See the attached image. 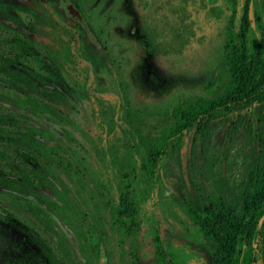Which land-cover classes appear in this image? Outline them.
I'll list each match as a JSON object with an SVG mask.
<instances>
[{"label": "rangeland", "instance_id": "1", "mask_svg": "<svg viewBox=\"0 0 264 264\" xmlns=\"http://www.w3.org/2000/svg\"><path fill=\"white\" fill-rule=\"evenodd\" d=\"M42 1L51 2L52 8L61 13V0ZM79 2L89 31L97 37L103 60L92 67L78 63L72 68L69 64L60 74L61 82L44 86L49 90L58 89L67 100L65 106L45 93L43 97L39 95L40 90L33 84L15 81L6 84L2 79L0 110L5 109L3 105L11 109L18 101L27 100L29 108L23 114L33 116L38 101L46 102L55 113L46 106L47 113H41L34 128L41 129L44 123L49 131L61 129L56 136L63 139L64 133L100 161L98 153L107 130L106 115L120 114L142 136L151 137L171 123L172 113L182 102L210 99L222 90L223 47L232 0H204L202 9L191 12L187 33L166 51L147 47L139 29L142 8L136 0ZM214 7L218 11L209 10ZM11 16L27 26L38 23L36 18L19 12L12 11ZM248 17L255 35H264V0H252ZM9 24L7 21L6 26ZM82 36L85 38L84 33ZM5 45L0 44L3 52L7 49ZM19 53L12 60L36 72L37 64ZM8 60L3 56V62ZM80 70H85L84 74ZM60 107L68 110L69 120L64 112H56ZM227 126L226 122L214 125L201 141L189 131L181 149L163 165L161 192L147 194L137 178L122 190V194L133 196L135 227L131 232L112 221L105 205L119 196L112 179L109 181V175L102 171L92 170L91 165L79 167L74 160L53 156L40 166L39 172L28 169L26 174L31 175L27 182L37 194L54 200L59 206L62 204L64 215L69 219L59 227L75 224L79 234L89 226L98 229L91 230L94 240L97 236L101 240L97 256L89 259L83 250L81 255L77 254V264H151L155 260L153 236L162 225L161 245L169 244L172 249L181 250L192 247L193 256L187 264H208L197 252L198 237L190 225L182 216V222L172 219L171 212L179 208L215 210L220 206L239 211L245 197L254 191L253 171L264 164V122L255 124L253 130L240 127L230 135L226 133ZM130 161L126 156L125 162ZM0 170L8 172L1 163ZM138 190L146 195L142 201ZM23 192L22 187L0 186V214L4 220L1 225L6 245L27 242L31 248L39 246L48 254L47 264H73L69 259L55 260V256L49 255L52 237L41 231L43 216L35 209L40 206L46 211V205L34 199L32 205L28 204ZM91 198L98 205L94 207ZM94 209L99 210L97 214ZM72 246L74 252L78 251L77 244L73 242ZM6 247L1 249L0 264L10 256Z\"/></svg>", "mask_w": 264, "mask_h": 264}, {"label": "trees", "instance_id": "2", "mask_svg": "<svg viewBox=\"0 0 264 264\" xmlns=\"http://www.w3.org/2000/svg\"><path fill=\"white\" fill-rule=\"evenodd\" d=\"M136 1L142 8L141 31L147 47L162 51H166L175 41L180 42L189 29L191 12L196 13L204 5V0ZM232 2L223 47L222 90L210 99L182 102L172 113L171 123L151 137L142 136L122 115H108L107 131L103 145L99 148L98 161V158L86 153L81 144H77L78 150L73 153L69 144L73 139L64 133L62 139V136H56L57 133H50L44 128L42 131L29 129L24 134L11 132L7 122L9 117L0 114V163L8 169L7 173L0 170V186L24 188L25 200L30 205L34 200L44 201L46 211H42L40 206H35V209L44 216L40 228L43 227L52 237L49 255L54 256L55 252L68 253L64 237L53 230V219L62 214L52 200L37 194L28 185L27 180L31 175L26 174L28 169L39 172L40 166L47 163L50 157L64 156L74 160L79 167H91L94 171L109 175V181L112 179L119 196L117 200L105 202V205L112 221L126 232H131L135 227L133 196L122 194V190L137 178L147 194L161 192L163 165L181 149L189 131L201 141L211 127L223 122L228 124V135L240 127L242 130H253L255 124L264 122V35L256 36L250 28L248 10L252 0ZM209 10L218 11L215 7ZM35 86L41 94H48L53 100L58 99L61 105L67 103L59 92ZM17 123L12 122L10 125L17 128ZM126 156L131 158L129 164L125 162ZM253 182L254 191L245 197L242 217H234L220 206L218 214L179 208L171 212L172 219L182 222V217L185 218L197 237L204 233L216 253L222 249L228 255V264H264V164L255 167ZM138 192L141 193V190ZM140 195L142 201L146 195ZM91 201L94 207L98 205L95 198H91ZM94 210L95 214L99 211ZM85 214L83 211L82 215ZM0 221H4L1 214ZM91 227L92 230L97 229ZM153 242L155 260L151 264H186L187 257H191V254L186 256L181 249H172L169 244L161 245L158 233H154ZM96 243L95 240L93 243L88 242L93 254H96ZM10 246L13 251H18L19 256L13 257L8 264H43L41 255L46 259L48 256L39 246L31 248L27 242L11 243ZM187 249L190 251L192 247Z\"/></svg>", "mask_w": 264, "mask_h": 264}, {"label": "flooded vegetation", "instance_id": "3", "mask_svg": "<svg viewBox=\"0 0 264 264\" xmlns=\"http://www.w3.org/2000/svg\"><path fill=\"white\" fill-rule=\"evenodd\" d=\"M61 3H62L61 13H58L54 8H52L51 2H45L42 0H0V44L1 45L2 43L7 44L5 45L7 48L5 52H3L2 49H0V77H2L0 78V80L3 79V81L6 84L15 81L16 83H21V84L27 83L30 85L33 84V85H42V86H52L53 84L61 82L59 80L60 74L63 70H65L67 65L70 64L72 68H74L76 64L83 63L85 65H88V67L90 66L92 67V66H97L99 62L103 60L104 56L102 52L99 51V42L97 40V37L94 36L89 31L88 24L84 18L83 7L81 6L79 0H61ZM69 6L78 12L81 22H77L66 16L65 10ZM12 11L19 12L22 15H28L30 17L36 18L38 23L36 25L27 26L21 23L18 20V18L16 17L13 18L11 16ZM142 17L143 14H141L140 17L139 29L141 35L143 36V33L141 31L142 23H143ZM7 21L10 22L8 27L6 26ZM9 31L10 34H8ZM82 33H84L85 38L82 36ZM14 50L17 52L16 54L13 53ZM18 53L21 56L30 57L37 64L36 72H34L32 68L31 69L25 68L18 62L12 60L14 56H17ZM3 56H5V59H9V60L3 62ZM38 71H40L41 73H39ZM81 72L84 74L85 70H80V73ZM53 90L59 92L58 89L54 88ZM43 94H41V92L39 93V95H42V97ZM26 95H27L26 97H28V94ZM39 103L44 104L46 102L38 101V103L36 104L37 108H35L32 112L33 116H30L28 114H23L24 111L29 108L28 107L29 104L27 100L21 102L18 101L15 104V108H11V109L10 107H6L3 105L5 109L0 110V114H5L7 117H9L7 119V122L9 125L8 128L10 129L11 132H19L20 134H24L29 129L32 131H42L43 128L49 131L46 124L44 123L41 124V129L34 128V125H38L37 118L41 116L42 112L47 113V111L49 110L52 112V114L55 113L53 109H48L46 111L43 104L40 105ZM47 106L49 105L47 104ZM1 111H3V113H1ZM56 112L57 113L64 112L63 113L64 116L65 115L67 116L68 114V110L61 107ZM102 113L105 116V111H103ZM105 117L107 119V115ZM16 121L19 122L17 123L18 127L14 128L12 127V125H10V123ZM24 122L33 124V126H29L27 124L25 126ZM48 122L51 123V120H49ZM49 132L55 134V133H61L62 130L61 129L53 130ZM69 144L72 146L73 153H75L76 151L74 150L73 144L77 146L76 142L71 141ZM28 185L32 187L30 183H28ZM52 201L55 203L54 200ZM54 205L56 206L58 212L60 211L62 215L58 214L56 215L55 219H53L55 224L53 225L54 226L53 230L64 237L65 248L68 252L67 254H61L60 252H55L54 254L55 260L58 259V257L61 260L62 258H65L71 260L73 264H77L78 263L77 254L81 255L83 253V250L87 252L86 255L89 257V259L93 260L97 255L91 253V248L90 245L88 244V242L93 243L94 241V238L92 237L91 226H89L88 229L86 228L84 232H81L80 234L77 232L76 229L77 226L75 224L74 225L67 224L68 225L67 228L59 227L61 223H67V220L69 218L64 215V212L61 208L62 204H60L59 206L57 203H55ZM63 206L65 207V205ZM223 209H225L228 212H231V214L234 217H240V216L242 217L245 206L244 205L241 206L239 208L240 209L239 211L226 209L224 207ZM200 211L206 213L207 211H210L211 213L218 214V209L216 208L215 210L205 208ZM70 212H73V210H71ZM74 216H77L76 212H74ZM1 222L2 221H0V225ZM163 227L164 226L162 225L160 230L157 232L159 236V240L161 237V229ZM87 230L88 232H86ZM41 231L45 233V229L43 227ZM0 232L2 236V240L0 241V252L1 249L3 250V248H5V246H7L6 248L8 249V251H10L9 258L7 260L2 261V264H8L13 257L19 256V253L18 251H13L10 244L6 245V242L3 239V226L2 229H0ZM67 232L69 235L67 234ZM84 241L87 242L84 243ZM95 241L97 242L96 244L98 245L100 243L99 241H101L100 237L97 236ZM73 242L77 244L78 251L77 250H75V252L73 251L74 250L72 246ZM16 243L19 242H15V244ZM198 244L199 247L197 252L200 253V256L206 263L208 264L229 263L228 255L225 252H223L222 249H219L220 251L216 253L215 250L210 246V241L206 238L204 233L199 235ZM96 251H97V246H96ZM183 251L186 256L188 253L189 254L192 253L191 252L192 250L189 251L187 248H185V250ZM191 256H193V254H191ZM41 257L43 259L42 261L43 264H47V262H45V260L47 259L44 257L43 254L41 255ZM189 258L187 257V260L185 261L186 264ZM98 264H102V263L99 262Z\"/></svg>", "mask_w": 264, "mask_h": 264}, {"label": "water", "instance_id": "4", "mask_svg": "<svg viewBox=\"0 0 264 264\" xmlns=\"http://www.w3.org/2000/svg\"><path fill=\"white\" fill-rule=\"evenodd\" d=\"M65 14L67 17L77 21V22H81L80 21V17L77 11H75L74 9H72L70 6L66 8L65 10ZM25 33V32H24ZM27 34V33H26Z\"/></svg>", "mask_w": 264, "mask_h": 264}]
</instances>
